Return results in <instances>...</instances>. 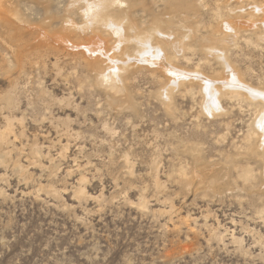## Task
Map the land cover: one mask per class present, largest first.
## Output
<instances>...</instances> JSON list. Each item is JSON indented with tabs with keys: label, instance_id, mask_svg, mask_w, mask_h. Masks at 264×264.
Instances as JSON below:
<instances>
[{
	"label": "rangeland",
	"instance_id": "1",
	"mask_svg": "<svg viewBox=\"0 0 264 264\" xmlns=\"http://www.w3.org/2000/svg\"><path fill=\"white\" fill-rule=\"evenodd\" d=\"M68 3L77 49L0 42V264H264V0H128L93 65Z\"/></svg>",
	"mask_w": 264,
	"mask_h": 264
},
{
	"label": "bare ground",
	"instance_id": "2",
	"mask_svg": "<svg viewBox=\"0 0 264 264\" xmlns=\"http://www.w3.org/2000/svg\"><path fill=\"white\" fill-rule=\"evenodd\" d=\"M23 1H25V0H0V42H3L5 44H7L12 49L11 52H12L13 57L15 59V63L18 65V68L24 70L25 67H26V64L28 62V58L30 59V57L33 58V56H39V54H41V52H44L42 50L43 48H47V50L49 49L50 51L52 49L57 50L56 47L52 48L54 46V44L55 45L56 44L57 45L60 44L61 46H63V45H66L67 42H69V43H67V44L71 45L70 48L68 47L69 49H71V48L72 49H77L78 48L76 46H73L70 43L69 39H67V35L69 33L66 34V36L65 35H63V36H60L59 35L60 40H62V39L63 40L60 41V42H58L57 41V37H56L57 35H55L57 32H55V33L52 32L51 33V31L50 32L47 31L48 29H51V27L54 29V27L52 25H53V20H55L54 19L55 18L54 17L55 15L54 16H53V14L50 15V13L48 12L50 10V8H51V2H52V0L51 1L49 0V1H46V2H43V1L41 2V0H38L37 2L34 1V2H36V6L39 7L38 9L40 10V12L41 13L43 12L42 13V17H41L40 20H38V24L37 23L36 24L35 23L34 24L32 23L33 25L29 24L30 26H27V27H26V25H28V23H30L31 21L28 20V17L25 16L23 14L22 10H21L20 5L22 4ZM123 6H125L126 8L130 6L128 4V0H94V2H91V3L89 2V0H69V3L67 5V9H65V14H66L65 18L68 19L69 16H71L70 13L73 12V10H77L79 12V15L78 16L83 21V26H81L80 28H75L76 27L74 25L75 23H71V22L65 20L64 23H63L65 25L64 31L70 32V34H71V32H72V34H75V32H76L79 36L81 35L82 37L83 36L87 37L86 40H87V42H89L87 44L88 46L86 45V47H85L86 50L84 49V51H81V50L80 51L82 52V54L84 56L83 59H85L88 64L91 63L93 65L92 62L94 60H100V59H98V58H100V57L97 56L98 54H99V56H105L106 55L105 54V52H106L105 47L107 46L108 41H107V36L102 37L101 36L102 34H106L107 33V35H109V36L116 35L119 38V42H120V38H123V37H121V31H122L123 28L121 27L120 22H119L120 16H122L120 14L124 13L126 15L125 9L123 10ZM116 10L120 14L115 15L114 12ZM123 18H121V19L123 20ZM78 22H79V18H78ZM80 24H81V22H80ZM123 24H126V22H123ZM30 27H32V28H30ZM98 30H100V31L97 32ZM47 32H49L48 34H52V35L54 34L55 36L54 35L53 36H50V35L47 34ZM59 32L61 34V31H58V34H59ZM123 32H124V29H123ZM26 36H31L32 37V40L34 41V43L33 44L24 43L23 41H24V38ZM68 37H69V35H68ZM140 38H142V37H140ZM150 38L151 37H149L147 39L151 40ZM147 39H145V41ZM121 40H123V39H121ZM135 40H137V39H135ZM64 41H67V42H64ZM71 41H73V40H71ZM141 41H143V40L140 39V42L139 41L137 42L138 47H140V48L143 47L144 48L146 46V44L143 43V42H141ZM132 42H133V40H132ZM73 44H74V42H73ZM78 44H80V42ZM85 44H86V42H85ZM148 44L150 45V43H148ZM118 45H119V43H118ZM64 48H65V46H64ZM68 48H66V49L69 50ZM154 49H156V48H154ZM38 50H40V52ZM35 51H37V52H35ZM64 51H65V49H64ZM64 51H62V52H64ZM80 51H79V53H80ZM139 51H140V49H139ZM73 53H78V52H72V54ZM82 54H81V57H82ZM68 55H69V53H68ZM146 55H147V53H146ZM155 57H156V55H155ZM35 58L36 57H34V60H35ZM107 58H109V57H107ZM112 58L110 59V61L113 62V63H115L114 59L112 60ZM145 58H146V56H145ZM120 59H121V57H120ZM131 60H129V61H131ZM144 60L145 59H143V61ZM151 60H153V58ZM127 61L123 62L122 66L127 65ZM136 61H138V62L140 61L139 63H141L142 60H137L136 59ZM155 61L156 60H154V62ZM149 62H151V61H149ZM135 64H137V63H135ZM152 65L154 66L155 64H152ZM135 67H137V66H135ZM118 71L120 72L119 67L118 68L117 67L113 68V70H111L108 75H103L102 80L104 79L108 83H109V81H112V80L115 81L114 79L118 77V75H117L118 74ZM171 74L172 75H175L173 73H171ZM170 77H173V76L170 75ZM175 78L176 79H180V80L183 79L179 75H175ZM172 80H174V79H172ZM178 82L180 83V81H178ZM178 82H177V84H178ZM240 85H238V86H240ZM241 87H243V86H241ZM235 88H233V89H235ZM245 89H248V88H245ZM240 90H243V89H239V91ZM247 93H248V90H247ZM260 129L261 130H264V119H263V122L260 125ZM256 131H257V127H256ZM249 141H251L250 142L251 145L249 144V147H248V150H247L248 153L244 154V156L245 157L249 156V154L251 152V154H253L256 157H258L259 159L263 160L264 159L263 158V155L264 154H261V153H263L262 152V150H263L262 147L264 146V143H261L260 142L261 141V136H258V137H250L249 138ZM239 155L242 156V154H239ZM258 158H256V159H258ZM246 159L248 161L249 158H246ZM255 162H259V161L257 160ZM243 174L245 175V177L247 176V178H252L254 176L253 175V169L250 168V167H248L247 169H245L244 172H243Z\"/></svg>",
	"mask_w": 264,
	"mask_h": 264
}]
</instances>
